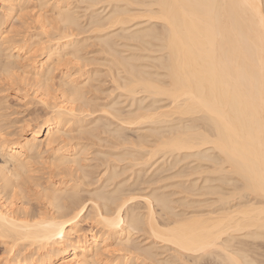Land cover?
<instances>
[{
    "label": "bare ground",
    "instance_id": "6f19581e",
    "mask_svg": "<svg viewBox=\"0 0 264 264\" xmlns=\"http://www.w3.org/2000/svg\"><path fill=\"white\" fill-rule=\"evenodd\" d=\"M262 19L0 0V264H264Z\"/></svg>",
    "mask_w": 264,
    "mask_h": 264
},
{
    "label": "snow or ice",
    "instance_id": "6c2138e0",
    "mask_svg": "<svg viewBox=\"0 0 264 264\" xmlns=\"http://www.w3.org/2000/svg\"><path fill=\"white\" fill-rule=\"evenodd\" d=\"M165 22L167 23V21ZM261 23H262V28H264V19H262ZM259 142H260V150H261L260 191L264 193V32H262L261 35V55H260Z\"/></svg>",
    "mask_w": 264,
    "mask_h": 264
},
{
    "label": "rangeland",
    "instance_id": "374dc122",
    "mask_svg": "<svg viewBox=\"0 0 264 264\" xmlns=\"http://www.w3.org/2000/svg\"><path fill=\"white\" fill-rule=\"evenodd\" d=\"M12 99H13V98H12ZM12 99H11L12 104H13V101H14V102H18V101H15V100H16L15 98H14L15 100H14V99L12 100ZM14 104H15V103H14ZM14 104H13V105H14ZM15 105H17V104H15Z\"/></svg>",
    "mask_w": 264,
    "mask_h": 264
}]
</instances>
